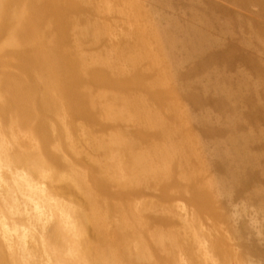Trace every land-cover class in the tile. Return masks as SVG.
Segmentation results:
<instances>
[{
  "label": "bare ground",
  "instance_id": "6f19581e",
  "mask_svg": "<svg viewBox=\"0 0 264 264\" xmlns=\"http://www.w3.org/2000/svg\"><path fill=\"white\" fill-rule=\"evenodd\" d=\"M67 1L55 0L65 13L57 16L52 9L59 5L48 0H0V264H259L251 255L264 258L260 243L251 241L243 255L237 248L251 234L264 237V192L244 191L254 180L264 182L249 152L255 142L264 144V133L246 127L264 116V99L256 83L250 94L245 82L232 90L228 73L213 77L207 66L240 58L264 72V22L255 16H264V0H232L245 18L255 16L248 28L256 42L240 40L230 28L220 37L205 29L216 14L212 7L204 18L199 8L234 16L219 0H128L150 48L159 42L166 52L150 49L154 58L148 46L135 52L138 44L128 36L82 22L79 13L102 10L89 7L93 1L88 8ZM74 22L81 28L74 32L77 44L70 43ZM83 31L96 46L84 45ZM115 36L116 50L109 43ZM120 43L124 54L116 53ZM159 69L166 75L157 81ZM177 95L197 113L183 112ZM210 101L224 119L207 107ZM207 160L228 167L227 174L212 175ZM237 186L238 198L258 204L239 226L237 217L249 211L247 203L240 213L235 209ZM137 197H144L142 206L130 202Z\"/></svg>",
  "mask_w": 264,
  "mask_h": 264
},
{
  "label": "rangeland",
  "instance_id": "374dc122",
  "mask_svg": "<svg viewBox=\"0 0 264 264\" xmlns=\"http://www.w3.org/2000/svg\"><path fill=\"white\" fill-rule=\"evenodd\" d=\"M49 1V5H51L52 6V8H54V7H56V6H58L59 4L58 3H56L55 2V0H48ZM81 5H83V7L85 8V7H87L88 8V6L90 5V3H92V1H93V4H91L89 7H91V6H98L100 9H102L99 13H94V14H91V15H85L84 13H79L78 15H80V18L81 19H83L82 20V22H84V23H87V24H89V25H91V27H93V28H99V29H102L101 31H104V30H108V32H110L111 30H113V31H111V32H113V33H116V34H119L120 35V33H122L121 35H123V36H128V39H130V43H132V41L133 40H135V41H133V43L135 42L136 44H138V48L137 49H135V52H139L140 51V49L143 47L144 48V46L146 45V46H148L147 47V49L149 50V52L152 54V56H153V58H154V55H153V52H156V50H155V46H153V47H155V48H153V49H151L150 47V44H149V42H148V39H147V36H146V34H145V32H144V28L142 27V25H141V23H139V21L136 19V17H135V10L134 9H132L131 8V6H129V4H128V0H82V1H80V0H77ZM204 1H207V0H204ZM209 1H211L212 3H215L217 0H209ZM222 1L223 0H219L217 3H221L222 5H224L231 13H232V9H233V14H234V16H232V17H229L228 15H226L225 13V15H223V13H220V11H219V9H217L216 7H214V6H211V5H209V6H211L209 9H202V8H199V11H200V14L202 15V17H204V18H206V17H208V15L212 12L211 10H213L214 12L213 13H215L216 14V16L212 19V21H210V22H213L212 23V25H209V24H211L210 22H207L208 23V25H207V27L205 26V24H207V23H205L204 22V19H201L202 20V23H200L199 24V26H202L201 28H204V27H206L205 29L206 30H209L210 31V33L215 37V36H217V37H220V36H223L224 35V33L225 32H227L228 31V28H230L229 29V31H233V32H236L239 36H241V38H240V40H242L243 38L245 39V40H248L249 39V41L250 42H256L257 40L254 38V33H255V31H253V32H251V31H249V28H248V25H249V21L251 20L252 22L254 21L253 20V18H255V16H256V18H260V20H263V22H264V16L262 17V16H259V14H256L254 17H249V16H247V18H245V12H244V8H241L240 6H238V4H237V2H235V1H232L231 0V2L232 3H229L230 1L229 0H224V2L222 3ZM55 2V3H54ZM72 2H73V0H69V1H67V4L66 5H71L72 4ZM115 2V3H114ZM125 2V3H124ZM226 2V5L224 4ZM94 3H96V4H94ZM109 3H112V4H109ZM53 4V5H52ZM117 4V5H116ZM236 6H234V5ZM227 5H228V7H227ZM230 5V6H229ZM94 6V7H95ZM111 6V7H110ZM238 6V7H237ZM110 7V8H109ZM114 7V8H113ZM213 7V8H212ZM231 7V8H230ZM104 8V9H103ZM119 8H120V10H119ZM122 8V9H121ZM212 8V9H211ZM56 9V10H55ZM58 9V10H57ZM59 9H60V12L62 11V13L61 14H58V13H60L59 12ZM115 9V10H114ZM127 9V10H126ZM211 9V10H210ZM217 9V10H216ZM235 9H236V12H235ZM109 10V11H108ZM161 12L162 13H165V12H167V9L166 8H164V7H161ZM240 10L241 11H243V12H240ZM252 10L253 11H255V12H257L258 11V8L257 7H253L252 8ZM52 11H53V13L54 14H57V16H61L62 14H65L64 12H63V8L59 5L57 8H54V9H52ZM104 11V12H103ZM119 11V12H118ZM207 11V12H206ZM121 12L123 13V14H121ZM201 12H203V13H201ZM240 13L241 15H242V17H244L243 19L245 20V23H241V22H244L242 19L241 20H239L238 21V19H240V18H236V16H235V14H237V13ZM71 13V14H70ZM103 13V14H102ZM121 15H120V14ZM208 13V14H207ZM238 13V14H239ZM243 13V14H242ZM106 14V15H105ZM217 14L219 15L218 16V18H217ZM232 14V15H233ZM69 15H71V16H74V13H72V12H69ZM114 15V16H113ZM119 15V16H118ZM96 16V17H95ZM118 16V17H117ZM224 16V17H223ZM226 16V17H225ZM76 17H77V15H76ZM99 17H100V19H99ZM109 17V18H108ZM115 17H117L116 19H115ZM120 17V18H119ZM221 17H223V18H221ZM250 19H249V18ZM262 17V18H261ZM78 18V17H77ZM85 18V19H84ZM87 18V19H86ZM235 18H236V20H235ZM255 18V19H256ZM258 18V19H259ZM99 19V20H98ZM108 19V20H107ZM112 19H114V20H112ZM119 19H121V20H119ZM130 19V20H129ZM218 19V20H217ZM221 21H220V20ZM228 19H231V20H228ZM91 20V21H90ZM93 20H95L94 22H93ZM107 20V21H106ZM128 21V22H125V21ZM74 21V20H73ZM114 21H115V23H114ZM119 23H118V22ZM122 21V22H121ZM247 21V22H246ZM250 21V22H251ZM58 22V21H57ZM63 22V21H62ZM98 22V23H97ZM110 22V23H109ZM124 22V23H123ZM130 22H131V24H130ZM239 23V25H238V23ZM100 23V24H99ZM105 25H104V24ZM126 23V24H125ZM128 23V24H127ZM144 24H146L145 23V21L143 22ZM142 23V24H143ZM76 24V25H75ZM107 24V25H106ZM112 24V25H111ZM115 24V25H114ZM130 24V25H129ZM143 24V25H144ZM148 24V23H147ZM111 25V26H110ZM126 25H128V26H126ZM204 25V26H203ZM222 25V26H221ZM226 25V26H225ZM62 26V25H61ZM64 26V25H63ZM71 26H73V28L71 27V32H73V33H71V36H70V43L71 44H77V43H79V40H78V35L76 34V33H74V32H76V30H80L81 28H80V25L79 24H77V23H72L71 24ZM114 26V28H112ZM119 26V27H118ZM130 26V27H129ZM147 26V25H146ZM151 27V31H154L153 30V28H152V24L151 23H149L148 24V26L147 27ZM240 26V27H239ZM78 27V28H77ZM131 27H132V29H131ZM209 27H212L211 29L209 28ZM224 27H225V29H224ZM64 28V27H63ZM105 28V29H104ZM219 28H221V29H219ZM124 29V30H123ZM129 29V30H128ZM147 29H149V28H147ZM234 29V30H233ZM241 29V30H240ZM73 30V31H72ZM110 30V31H109ZM253 30H256L257 32H258V29L257 28H253ZM120 31V32H119ZM127 31H129V32H127ZM82 32V31H81ZM84 32V31H83ZM105 32V31H104ZM107 32V33H108ZM118 32V33H117ZM131 32V33H130ZM223 32V33H222ZM80 33V32H79ZM85 33V32H84ZM231 36V35H230ZM230 36H226L225 38H227L226 40H228L229 39V37ZM85 37H86V41L84 42L85 44L84 45H86V46H88V45H90L91 43H93V42H95V41H93V39L91 38V35L89 34V33H85ZM116 37V36H115ZM224 38V39H225ZM116 39V40H115ZM132 40V41H131ZM254 40V41H253ZM111 41V42H110ZM118 41H119V38L118 37H116V38H114V39H110L109 40V43L111 44V43H118ZM157 41H159V40H157ZM90 43V44H89ZM96 44H97V42H95V43H93V44H91V45H93V47L94 46H96ZM99 44V43H98ZM103 44V43H102ZM102 44H99V45H102ZM116 44H114V45H116ZM141 44V45H140ZM112 45V44H111ZM121 45H123V46H121ZM144 45V46H143ZM153 45H155V42L153 43ZM113 46V45H112ZM120 46L121 47H123V48H118V51H116V53L118 52V54L119 53H125L126 51H127V48H126V46H125V43H120ZM157 47H159L157 50V52H163V53H166V52H164V49L161 47V45H160V43L159 42H157ZM112 48H114V46L112 47ZM115 49V48H114ZM119 49H121V50H119ZM153 51H151V50ZM159 49H161V50H159ZM116 50V49H115ZM115 50L113 51L114 53H115ZM66 52H70L69 50H66ZM87 53L88 51H84V53ZM69 54H71V53H67L66 55H69ZM161 56H163V54L161 53ZM166 60H167V58L169 57L168 55L166 56V55H164L163 56ZM167 57V58H166ZM221 59H218L217 61H219V63L218 64H216L215 62H213V64L211 63V65L210 64H208V66H207V69L208 70H211L212 72L211 73H214L213 75V77H215V76H217V74H220V75H223V74H229L227 77L228 78H230V79H232L231 81L233 82L232 84H233V87H231V89L232 90H234V89H236V87L235 86H237L238 84H240V82L241 83H243V82H245L246 83V88L248 89V87L250 88V87H252V88H250V89H248V91H250V92H248L249 94L251 93V90L253 89V87H254V90H256L257 89V93H258V95L257 96H259L258 98H259V100L261 99V97L260 96H262V99L261 100H263L264 99V91H263V88L262 87H260V83L262 84H264V72L263 73H259V72H257V71H254L253 69H251V68H249L248 66H246L245 65V63L244 62H241V64H240V58H236L235 59V61H234V63H233V65H228V64H226L225 62H224V60H221ZM223 61V62H222ZM242 61V60H241ZM262 61H264V53H263V59H262ZM145 62H146V64L148 65V67H150V66H152L150 63H149V60L146 58V60H145ZM243 63H244V65H243ZM223 64V65H222ZM225 64V65H224ZM239 64V65H238ZM156 65L158 66V63H156ZM228 65V66H227ZM219 66L221 67V68H219ZM216 67V68H215ZM225 67V68H224ZM227 67V68H226ZM229 67H233L232 69H229ZM150 68H152V67H150ZM150 68H149V70H150ZM160 68H161V66H160ZM153 69V68H152ZM226 70V71H225ZM203 71H200L199 73H198V75L200 76V75H202L203 76V73H202ZM217 72H221V73H217ZM162 73V74H161ZM159 74H160V76L159 75H156V76H154L155 78H156V80L158 81L159 80V78L160 79H162L163 77H164V75H166V73H164V71H162L161 69H159ZM233 76H232V75ZM246 74V75H245ZM243 75H245L246 76V78H248L249 80L248 81H250L249 83H247V80H243V79H245V77L243 78ZM258 78H261L260 80L258 79ZM241 79H242V81H241ZM252 83H256L254 86H252L253 84ZM258 83V84H257ZM249 84V85H248ZM252 84V85H251ZM262 84V85H263ZM178 85V84H177ZM259 86V88H258V86ZM179 86V85H178ZM238 86H240V85H238ZM260 88H262V90L260 89ZM261 92L260 93V95H259V92ZM253 93V92H252ZM180 96L179 95H177L176 96V98L177 99H179L180 100V103L182 104V107L180 108L181 110L182 109H184L183 110V112L185 111V113H186V111H187V113H188V115H190L191 113H193L194 114V112L195 113H197V111H193V108L191 107L192 105L190 104V103H188V102H186V103H183L182 101H181V99L179 98ZM257 98V99H258ZM110 103H111V105H114V106H116V107H121V105H120V103H114L113 101H110ZM210 103V104H209ZM184 104H186V105H188L187 107H186V105H184ZM239 105V106H238ZM241 106V107H240ZM207 107H210L209 109H212V112H214V114L215 115H220V117H222L223 119H224V113H223V115H222V113H221V111H219V110H221V109H219L217 106H216V104L214 105V103L212 102V101H210V102H208V106ZM214 107V108H213ZM237 109H239V110H242V111H245L246 110V108L244 107V106H242L239 102L237 103ZM240 107V108H239ZM243 107V109H241ZM245 108V109H244ZM189 110V111H188ZM192 111V112H191ZM218 112H220V113H218ZM224 116V117H223ZM190 117V116H189ZM264 116H260L258 119H259V123L257 124V121H256V125L254 124V121H248V123L246 124L247 126V129H250V130H248V131H251V132H253L255 135H257L258 134V136L259 135H261L262 133H264V121H263V118ZM187 121H189V119L187 118ZM77 123H79V124H85V122H83L82 120H77L76 121ZM81 122V123H80ZM251 123V124H250ZM85 126H86V124H85ZM190 126V125H189ZM255 127H257V129L255 128ZM189 129H190V131L193 133L194 131L192 130V128H190L189 127ZM263 130V131H262ZM196 132H197V130H195ZM194 134V133H193ZM224 134L226 135L227 134V132H225V133H222L221 134V136H219L220 138H226V136H224ZM203 136V137H202ZM201 140H202V138L204 139V140H209V139H211V138H209V137H206V136H204L203 134L201 135ZM213 138V137H212ZM221 140V142H223L225 139H220ZM259 143V144H258ZM261 146V148H259ZM263 146V147H262ZM254 147V148H253ZM264 144H263V142H261V141H257V143L255 142L254 144H252L251 145V147H249V152L254 156V157H256L259 161H258V167L256 168L255 167V169H263L264 170ZM255 151H256V153H255ZM67 156L70 158V159H72V160H74V157L71 155V154H67ZM260 158V159H259ZM207 162H208V160H207ZM260 162V163H259ZM84 163V162H83ZM208 163H210L209 164V166H210V172H211V174L213 175V174H215L218 178H223L224 176H225V174H227V171H228V167L227 168H225V167H220V168H217V166H215L213 163L211 164V162L209 161ZM262 164V165H261ZM82 166L84 167L83 168V170L86 168V173H88L87 171L89 170L88 169V166L87 165H85V164H82ZM87 166V167H86ZM231 169H232V167H230ZM236 167L234 166V169H235ZM215 169V170H214ZM217 172V173H215V172ZM96 172H99V170H96ZM263 181H261V180H254L251 184H249L248 186H246L245 188H244V191H247V193H248V191H249V193H251L254 189H260V190H262L263 192H264V182L262 183ZM259 185V186H258ZM261 185V186H260ZM241 188V186L239 187V186H237V188H236V190H235V194L236 195H234V199H235V203L236 204H238V205H236L235 204V209L236 210H238L237 212L238 213H240L242 210H241V206H242V204L243 203H247L246 205H247V212L248 213H242L241 212V214H240V216H239V218L237 217V222L235 223V226H239L240 225V223L239 222H241L242 220H247V221H249V219L247 218V217H250V215H251V213L252 214H254L255 213V211L256 210H258L257 209V206H258V204H257V202L255 201V200H253V201H251V199H248V198H246L245 199V197L243 198V199H245V200H243L241 197H237V195L238 194H240V192H239V189ZM238 189V190H237ZM248 193V194H249ZM177 197H179L180 199H178V200H176L177 202H180L181 204H185L186 205V203H187V200L184 198V199H182L180 196H177ZM141 198H144V197H137V198H131V201L130 202H132L133 204L134 203H139V205H141L142 206V203H140V202H142V200L143 199H141ZM135 199H138V200H135ZM140 199V200H139ZM220 200H223V199H221L220 198ZM136 201V202H135ZM139 201V202H138ZM175 201V200H174ZM243 201V202H242ZM245 201V202H244ZM163 202V203H162ZM183 202V203H182ZM263 202H264V200H263ZM159 204H161V205H166L167 203L166 202H164L163 200H159V202H158ZM152 204H154V203H152ZM253 204V205H252ZM139 205H138V208H140L139 207ZM255 206V207H254ZM239 207V208H238ZM226 209V208H225ZM236 210H235V212H236ZM224 211H230V209H228V210H224ZM236 212V213H237ZM227 214V213H226ZM241 218V219H240ZM262 220H261V222L264 224V218H261ZM137 224V223H136ZM135 224V225H136ZM224 226V228L223 229H221V230H223V232L226 234H229L228 236H230V230H231V228H230V226L229 225H223ZM141 227H142V225H141ZM226 227H227V229H226ZM234 227V226H233ZM91 228V227H90ZM230 229V230H229ZM222 232V233H223ZM89 233H90V235H93L94 233H95V229H92L91 228V230H89ZM251 233H255V230H253ZM248 236V235H247ZM250 236V237H249ZM248 236V238L250 239V241H249V239H247L248 241H249V243H246V244H243V245H239V247L237 248V251H239L238 252V255H239V253H240V255H243V253L245 252V250H248V248H249V244H250V246L251 245H253V244H251L250 242L251 241H254V246H256L257 244H259V245H257V247H259L260 248V250L261 249H263L264 247V239H262V238H264L262 235H256V234H251V235H249ZM254 236V237H253ZM259 237H261V238H259ZM258 240H257V239ZM253 239V240H252ZM258 242V243H257ZM263 244V246H261ZM245 245H248V247H246L245 248ZM151 246V245H150ZM242 247V248H241ZM241 250H242V252H241ZM248 253H250V251L248 252ZM251 257H252V259H255V261L256 262H260L261 264H264V263H262V262H264V258H262V257H260V255H257V254H253V255H251ZM254 257V258H253ZM258 262V263H259ZM259 263V264H260Z\"/></svg>",
  "mask_w": 264,
  "mask_h": 264
}]
</instances>
